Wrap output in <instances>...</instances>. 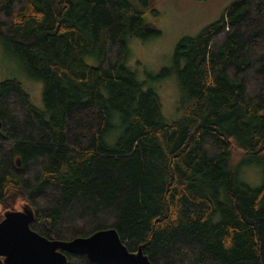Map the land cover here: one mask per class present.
<instances>
[{
    "label": "trees",
    "instance_id": "1",
    "mask_svg": "<svg viewBox=\"0 0 264 264\" xmlns=\"http://www.w3.org/2000/svg\"><path fill=\"white\" fill-rule=\"evenodd\" d=\"M145 5L0 0V40L44 104L0 81V203H29L48 238L114 228L153 264H264V0H233L176 43L188 104L169 122L125 64L128 36L159 34ZM237 147L261 166L258 186L240 179Z\"/></svg>",
    "mask_w": 264,
    "mask_h": 264
},
{
    "label": "rangeland",
    "instance_id": "2",
    "mask_svg": "<svg viewBox=\"0 0 264 264\" xmlns=\"http://www.w3.org/2000/svg\"><path fill=\"white\" fill-rule=\"evenodd\" d=\"M232 1L146 0L147 5L142 7L144 22L159 30V34L146 39L128 36L125 64L135 73L137 80L143 83L144 89L151 88L156 92L161 113L168 122L180 118L188 104L181 93L177 73L170 71L174 66L176 43L184 36H195L203 27L217 20ZM84 61L91 65L98 63V59L91 55H85ZM5 79L20 82L31 102L44 108L43 82L32 78L20 60L5 50L0 40V81ZM245 157L238 147L234 150L232 159L235 165H240V179L252 187L258 186L262 180L261 166L254 162H244ZM22 203L18 201L9 204L8 209H18ZM5 207L0 203V217L7 209Z\"/></svg>",
    "mask_w": 264,
    "mask_h": 264
},
{
    "label": "water",
    "instance_id": "3",
    "mask_svg": "<svg viewBox=\"0 0 264 264\" xmlns=\"http://www.w3.org/2000/svg\"><path fill=\"white\" fill-rule=\"evenodd\" d=\"M33 219L34 210L26 202L2 212L0 264H68L65 252L85 255L97 264H153L141 247L130 251L114 228L71 239L48 238L31 229Z\"/></svg>",
    "mask_w": 264,
    "mask_h": 264
}]
</instances>
